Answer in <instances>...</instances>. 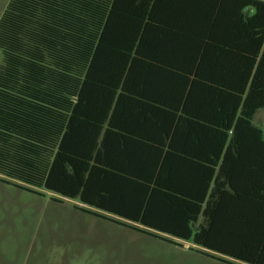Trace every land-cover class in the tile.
Segmentation results:
<instances>
[{
	"label": "trees",
	"instance_id": "trees-1",
	"mask_svg": "<svg viewBox=\"0 0 264 264\" xmlns=\"http://www.w3.org/2000/svg\"><path fill=\"white\" fill-rule=\"evenodd\" d=\"M262 108L264 0H10L0 17L2 180L224 264H264Z\"/></svg>",
	"mask_w": 264,
	"mask_h": 264
},
{
	"label": "rangeland",
	"instance_id": "rangeland-1",
	"mask_svg": "<svg viewBox=\"0 0 264 264\" xmlns=\"http://www.w3.org/2000/svg\"><path fill=\"white\" fill-rule=\"evenodd\" d=\"M9 1L0 0V17ZM254 123L264 131V110ZM58 198L5 183L0 176V264H224L191 249V242L172 245Z\"/></svg>",
	"mask_w": 264,
	"mask_h": 264
},
{
	"label": "crops",
	"instance_id": "crops-1",
	"mask_svg": "<svg viewBox=\"0 0 264 264\" xmlns=\"http://www.w3.org/2000/svg\"><path fill=\"white\" fill-rule=\"evenodd\" d=\"M261 110H264V108H262V109H259L257 112H256V114H255V116H254V118H253V124L256 126V127H258V128H260V129H262V127H261V125L259 126V125H257V124H255L254 123V120H255V118H256V115H257V113L259 112V111H261ZM262 131H263V129H262ZM263 133H264V131H263ZM227 193H228V195L226 194L225 195V197H224V202H223V204H222V207H224V208H228V209H231V210H240L241 209V207H242V204H244V202L240 199V198H238L236 195H235V193L234 192H232V190H227ZM241 197V196H240ZM180 242H186V241H180Z\"/></svg>",
	"mask_w": 264,
	"mask_h": 264
}]
</instances>
